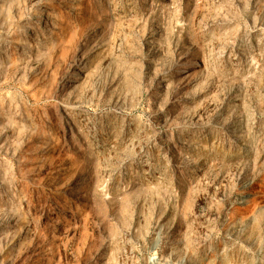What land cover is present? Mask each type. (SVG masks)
<instances>
[{
    "label": "rangeland",
    "instance_id": "1",
    "mask_svg": "<svg viewBox=\"0 0 264 264\" xmlns=\"http://www.w3.org/2000/svg\"><path fill=\"white\" fill-rule=\"evenodd\" d=\"M152 257L264 264V0H0V264Z\"/></svg>",
    "mask_w": 264,
    "mask_h": 264
},
{
    "label": "bare ground",
    "instance_id": "2",
    "mask_svg": "<svg viewBox=\"0 0 264 264\" xmlns=\"http://www.w3.org/2000/svg\"><path fill=\"white\" fill-rule=\"evenodd\" d=\"M158 33H154L152 35V40H156L160 37V35H157ZM153 43V42H152ZM82 67H86V65L82 66ZM182 75V74H181ZM245 185V184H244ZM9 229H15V226L13 224H8L7 226ZM148 264H164L162 261H161V258H158V257H152L150 259V262Z\"/></svg>",
    "mask_w": 264,
    "mask_h": 264
}]
</instances>
